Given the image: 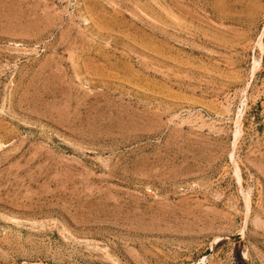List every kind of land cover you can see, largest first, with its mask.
I'll return each mask as SVG.
<instances>
[{"label":"rangeland","instance_id":"obj_1","mask_svg":"<svg viewBox=\"0 0 264 264\" xmlns=\"http://www.w3.org/2000/svg\"><path fill=\"white\" fill-rule=\"evenodd\" d=\"M0 264H264V0H0Z\"/></svg>","mask_w":264,"mask_h":264},{"label":"bare ground","instance_id":"obj_2","mask_svg":"<svg viewBox=\"0 0 264 264\" xmlns=\"http://www.w3.org/2000/svg\"><path fill=\"white\" fill-rule=\"evenodd\" d=\"M261 39V38H260ZM258 44H259V46H260V48H261V50H263V44H262V42H261V40H259V42H258ZM260 64V61L258 60V61H255V68H257V66ZM243 108H244V106L242 107V109L240 110V116H241V113L243 112ZM237 123V122H236ZM240 128V127H239ZM238 129V128H237ZM237 131H240V130H237ZM239 133V132H238ZM237 133V134H238ZM237 136V135H236ZM236 138V137H235Z\"/></svg>","mask_w":264,"mask_h":264}]
</instances>
